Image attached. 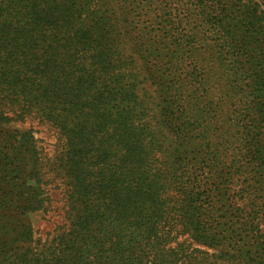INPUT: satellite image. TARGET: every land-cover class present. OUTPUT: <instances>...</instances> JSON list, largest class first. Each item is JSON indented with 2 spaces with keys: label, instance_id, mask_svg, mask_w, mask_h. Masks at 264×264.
Listing matches in <instances>:
<instances>
[{
  "label": "trees",
  "instance_id": "1",
  "mask_svg": "<svg viewBox=\"0 0 264 264\" xmlns=\"http://www.w3.org/2000/svg\"><path fill=\"white\" fill-rule=\"evenodd\" d=\"M150 80L168 95L155 125ZM0 105V264H264V0H0ZM9 112L57 135L50 241L30 221L48 203L37 139L3 131ZM186 158L220 184L177 203Z\"/></svg>",
  "mask_w": 264,
  "mask_h": 264
},
{
  "label": "rangeland",
  "instance_id": "2",
  "mask_svg": "<svg viewBox=\"0 0 264 264\" xmlns=\"http://www.w3.org/2000/svg\"><path fill=\"white\" fill-rule=\"evenodd\" d=\"M247 1L250 0H243V2ZM127 53L128 52H126V54ZM129 53L130 55H132L131 51H129ZM133 68L134 69H131L130 71L136 73L137 77H139L140 80H144V78L147 77L146 72L150 70L148 67L143 66L139 59L134 64ZM183 68H185V66ZM151 82V80L147 83L143 82L142 84H140L139 88H137L136 91V98H138L139 101L144 102L147 107L146 113L148 114V118H143V122L145 125H155L157 123L159 124L158 117L161 114V109L164 108V103L168 99V95L161 93V89L158 87V85L153 84V82ZM195 88L196 87L192 88L191 90H194ZM187 91V94L190 93V89ZM218 97H216V101H218V103H221L222 100L217 99ZM231 103L232 102L224 101L225 107H228L229 109L234 107L231 105ZM8 110L9 108L7 106L0 107V111L2 113H7ZM233 111H236L235 108H233ZM7 116L10 117L11 120L1 122L3 131L12 132L17 129L20 132H26L30 129L37 139L38 151H40V157H42L44 163V169L42 168V172L45 171V174H47L45 178L48 184L45 185L43 192L46 193V195L48 196V203H46V210L34 212V216L30 218V221L34 226L33 228L35 233V239L41 241L42 243L47 240L50 241L54 238V231L56 225L63 224L62 208L65 207V196L63 195V191L65 190V183H61L57 179V176H55L54 174V156L57 148V135L54 132L53 127L47 124L40 123L38 119L27 118L25 123H20L19 120H16L14 118V115L11 112H9ZM201 119L202 116L196 114L190 117V123L201 124ZM235 119L236 121H238V113L236 114ZM167 120H169V118ZM159 127L160 126H157V128ZM188 139V136L186 134H183L181 135V137H179V140H177V144L185 142ZM239 159L242 160L240 156ZM216 170L217 169H214L213 167L199 166L194 162L192 158H186L181 163V165L177 167V175L181 179H183V184L181 186H177L174 184L172 187H170V184H168V189L165 194V197H167L168 200L174 199L175 201H177V203H180L181 199H183L180 190L181 187L185 188V186H187L189 183L192 186L194 184L198 185L205 181L206 178L212 179V182H216V185H219L220 182L218 181V174L216 173ZM189 172L193 174V178H190V181H187V176L189 175ZM185 173H187V175H185ZM241 181L242 183L248 182V178L246 176H242ZM32 183H34L33 180ZM232 188L234 190L238 189L237 186ZM193 199L194 203H197L199 200L197 195L193 196ZM185 238L186 237H183L182 239L184 240Z\"/></svg>",
  "mask_w": 264,
  "mask_h": 264
}]
</instances>
